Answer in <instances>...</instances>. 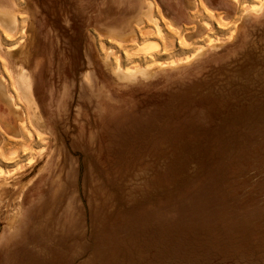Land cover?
I'll use <instances>...</instances> for the list:
<instances>
[{"label":"rangeland","instance_id":"rangeland-1","mask_svg":"<svg viewBox=\"0 0 264 264\" xmlns=\"http://www.w3.org/2000/svg\"><path fill=\"white\" fill-rule=\"evenodd\" d=\"M147 1L0 0V264H264V0Z\"/></svg>","mask_w":264,"mask_h":264},{"label":"bare ground","instance_id":"bare-ground-1","mask_svg":"<svg viewBox=\"0 0 264 264\" xmlns=\"http://www.w3.org/2000/svg\"><path fill=\"white\" fill-rule=\"evenodd\" d=\"M262 4L264 5L263 2H262ZM262 4L261 5L260 4H258V5L257 4H252V6H253L252 11L253 12H258L260 10V8L263 6ZM8 13H6L4 11L0 12V22L2 24H4L6 31H8V32L12 31L13 32V30L15 29L16 22L14 20V17H12L14 15H12L11 13H9V14ZM143 15H144V17H146L148 19V21H150L151 23L154 24V26L156 27V30L158 32H160V33L163 32L160 24L158 23L157 16L154 15L152 2L150 0L147 1V7H146L145 11L143 12ZM140 32L143 33L144 29H142ZM130 34L131 33H128V34H126V36L128 37ZM210 43H211L212 47L216 46L215 42L210 41ZM15 46H16L15 44L12 45V46H7L8 47V51H12L15 48ZM157 46L158 45H157L155 40L147 39L143 45L137 46V47H140V48H137V49L142 50L143 52H145V51H148V50L150 51V50L156 48ZM202 48L203 47L199 48L197 51L194 52L193 58L198 56L201 53ZM139 50H138V52H139ZM132 51H134V49ZM142 51H140V52H142ZM187 61H189V59L188 60H184V62H187ZM182 62H180V63H182ZM180 63L179 62H172L171 64L167 65L165 63L160 62L159 60L153 59V57L151 55H147V56L141 57L139 59L137 58V59L133 60L130 63H125L123 65L118 64V62H117L118 65H116V67L113 69V73L120 80H123V81H135L138 77L147 78L155 68H163V67H166V66L175 67V66L179 65ZM0 79L3 80V78H1V77H0ZM2 80H0V92L2 93L3 97L6 100L12 102V97L10 95H8L6 92L4 93V91H3V86H2L3 84L1 82ZM21 89L23 90V88H21ZM22 90H21V92L24 93L25 90H23V91ZM29 91H30V89H29ZM28 100H32V98H30ZM28 103H29V101H28ZM12 104H13L14 111H18L19 106L16 103H12ZM14 113H16V112H14ZM22 114H23V112H22ZM19 115H21V114L16 113V116H19ZM29 161H31L30 163H32L33 159L31 158V159H29ZM1 170L2 169L0 168V175L2 173Z\"/></svg>","mask_w":264,"mask_h":264},{"label":"crops","instance_id":"crops-1","mask_svg":"<svg viewBox=\"0 0 264 264\" xmlns=\"http://www.w3.org/2000/svg\"><path fill=\"white\" fill-rule=\"evenodd\" d=\"M146 7H147V5H146ZM144 11H145V10H144ZM144 11H143V12H144ZM127 34H128V33H127ZM123 36H126V34H125V35H123Z\"/></svg>","mask_w":264,"mask_h":264}]
</instances>
